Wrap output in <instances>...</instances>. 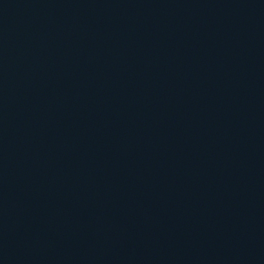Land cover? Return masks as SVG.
I'll return each instance as SVG.
<instances>
[{"label": "water", "instance_id": "95a60500", "mask_svg": "<svg viewBox=\"0 0 264 264\" xmlns=\"http://www.w3.org/2000/svg\"><path fill=\"white\" fill-rule=\"evenodd\" d=\"M0 264H264V0H0Z\"/></svg>", "mask_w": 264, "mask_h": 264}]
</instances>
